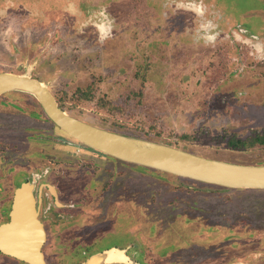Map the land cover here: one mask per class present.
Here are the masks:
<instances>
[{
	"label": "rangeland",
	"instance_id": "1",
	"mask_svg": "<svg viewBox=\"0 0 264 264\" xmlns=\"http://www.w3.org/2000/svg\"><path fill=\"white\" fill-rule=\"evenodd\" d=\"M53 1L0 0V73L40 80L65 112L102 129L210 160L264 165V145L257 142L264 136V0L194 6L183 0L180 8L165 0ZM240 27L260 31L258 39L246 38ZM43 119L49 120L34 97H0L7 196L18 170L44 165L45 171L49 161L53 186L93 180L100 182L92 200L110 183L131 195L128 217L138 236L142 227L150 243L163 236L151 250L191 239L170 259L211 264L255 255L264 261V190L228 189L129 164Z\"/></svg>",
	"mask_w": 264,
	"mask_h": 264
},
{
	"label": "flooded vegetation",
	"instance_id": "2",
	"mask_svg": "<svg viewBox=\"0 0 264 264\" xmlns=\"http://www.w3.org/2000/svg\"><path fill=\"white\" fill-rule=\"evenodd\" d=\"M67 1L69 2V0ZM165 1L169 6H183V0ZM185 1L194 6L193 2L200 0ZM49 4H54V1L49 0ZM61 11H63L62 8ZM224 16L229 18L227 14H224ZM262 29L264 30V27ZM240 32L246 34L244 35L246 38L250 36L258 39L257 34L260 31L253 33L243 28ZM35 116L40 119L39 115ZM42 121L49 122L47 119ZM43 167L44 165L37 168L31 166L30 169L18 170L15 181L11 184V189L8 190L11 193L8 196L5 194V185H3L6 183L5 178L0 176L3 178L0 182V226L11 221V211L16 191L25 184L32 185L38 219L45 231V242L42 247L44 264H105L103 262L105 256L113 250L122 253L124 261L120 264H197L193 262L194 259L176 260L169 257L172 252L181 250L182 246L191 244V239H179V243L174 242L168 246L171 249H166L167 246H161L157 251L151 250L152 245L159 244L163 236L160 235L157 244L150 243L152 238L143 231V227L139 231L141 235L138 236V230L134 229L133 218L128 217V210H133L132 203L129 200L131 195L123 192L122 188H117L110 183L109 188L103 189L104 193L102 195L92 200L93 197L89 194L92 190H96L100 181L90 180L86 186L82 184L78 186L79 181H74L71 187L63 189L60 185L53 186L49 184V161L45 171H43ZM35 170L42 172L38 173ZM117 189L120 190L119 195L121 197L114 200L112 194ZM49 203L52 205H49ZM86 207H90L93 211L96 207L97 212L93 214L86 212ZM195 207L197 209L196 204ZM101 208L104 210V216H102ZM185 217L189 218V215L186 214ZM179 218H182V216ZM197 219L198 216L196 215L193 221ZM197 234L195 233V235ZM167 250L169 254L165 253ZM156 257H160L162 260H156ZM249 258L254 259L248 261L246 260L247 256H241L236 262H230L227 257L226 259L213 260L211 264H264L261 259L257 261L255 255ZM0 264L28 263L7 256L0 250Z\"/></svg>",
	"mask_w": 264,
	"mask_h": 264
},
{
	"label": "water",
	"instance_id": "3",
	"mask_svg": "<svg viewBox=\"0 0 264 264\" xmlns=\"http://www.w3.org/2000/svg\"><path fill=\"white\" fill-rule=\"evenodd\" d=\"M19 92L34 97L47 118L88 148L117 160L228 189L264 190V165L247 166L206 159L83 122L65 112L51 90L29 75L0 73V97ZM45 231L38 219L33 188L15 193L11 221L0 226V250L28 264H44Z\"/></svg>",
	"mask_w": 264,
	"mask_h": 264
},
{
	"label": "bare ground",
	"instance_id": "4",
	"mask_svg": "<svg viewBox=\"0 0 264 264\" xmlns=\"http://www.w3.org/2000/svg\"><path fill=\"white\" fill-rule=\"evenodd\" d=\"M123 261H124V257L122 253L114 251V250L108 252L103 260L105 264H120Z\"/></svg>",
	"mask_w": 264,
	"mask_h": 264
},
{
	"label": "trees",
	"instance_id": "5",
	"mask_svg": "<svg viewBox=\"0 0 264 264\" xmlns=\"http://www.w3.org/2000/svg\"><path fill=\"white\" fill-rule=\"evenodd\" d=\"M61 107V106H60ZM62 108V107H61ZM63 109V108H62ZM260 145H264V136L258 139L257 141Z\"/></svg>",
	"mask_w": 264,
	"mask_h": 264
}]
</instances>
